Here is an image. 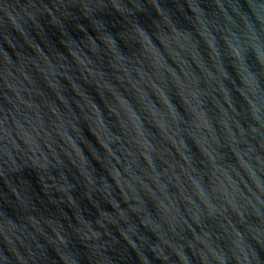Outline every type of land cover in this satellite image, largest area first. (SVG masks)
I'll list each match as a JSON object with an SVG mask.
<instances>
[{"label":"water","instance_id":"1","mask_svg":"<svg viewBox=\"0 0 264 264\" xmlns=\"http://www.w3.org/2000/svg\"><path fill=\"white\" fill-rule=\"evenodd\" d=\"M0 264H264V0H0Z\"/></svg>","mask_w":264,"mask_h":264}]
</instances>
